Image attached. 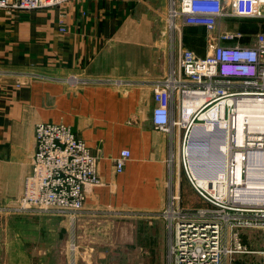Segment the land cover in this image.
Instances as JSON below:
<instances>
[{
  "label": "crops",
  "instance_id": "crops-1",
  "mask_svg": "<svg viewBox=\"0 0 264 264\" xmlns=\"http://www.w3.org/2000/svg\"><path fill=\"white\" fill-rule=\"evenodd\" d=\"M170 1L81 0L53 8L0 10L2 204L19 203L32 172L36 126L53 123L70 126L98 157L101 183L85 186V210L158 215L173 190L180 193L183 208L205 206L181 166L187 127L164 132L152 120L154 85L171 75L181 49L200 57L212 49L206 28L181 20L178 29L171 27ZM71 78L88 83L72 84ZM172 117L181 118L179 97ZM216 137L200 133L196 149L209 154ZM125 149L131 158L118 173L115 158ZM183 179L200 205H184ZM58 216L0 213V264H53L54 245L68 238L66 221ZM164 244L169 264L167 230Z\"/></svg>",
  "mask_w": 264,
  "mask_h": 264
},
{
  "label": "built area",
  "instance_id": "built-area-1",
  "mask_svg": "<svg viewBox=\"0 0 264 264\" xmlns=\"http://www.w3.org/2000/svg\"><path fill=\"white\" fill-rule=\"evenodd\" d=\"M81 0H0V10L15 12L71 5ZM264 20V0H171L168 23L178 29V20L206 28L211 50L200 57L182 48L171 75L154 85L155 127L170 132L184 126L181 166L203 207L185 209L181 195L169 194L160 213L167 223L169 259L172 264H228L234 254L244 253L240 230L259 229L264 239V28L250 44L242 33L219 32L225 20ZM61 27V32H66ZM243 87L235 88L236 82ZM72 84H84L77 78ZM179 97L180 117H172V104ZM203 101L184 124L185 100ZM202 115L205 116L202 119ZM217 134L224 157L216 176L200 175L189 158V140L194 127ZM131 158L128 149L115 158L121 173ZM172 161V159H171ZM98 157L66 124L39 123L32 172L19 203L5 211L78 215L85 209L88 184L101 183ZM215 175V174H214ZM264 264V249L261 253ZM171 264V263H170Z\"/></svg>",
  "mask_w": 264,
  "mask_h": 264
},
{
  "label": "rangeland",
  "instance_id": "rangeland-1",
  "mask_svg": "<svg viewBox=\"0 0 264 264\" xmlns=\"http://www.w3.org/2000/svg\"><path fill=\"white\" fill-rule=\"evenodd\" d=\"M222 23L216 34L239 31L244 43L252 42L264 25L263 20L242 17ZM182 185L184 205H200L192 193L194 189L191 190L184 179ZM58 218L66 221L68 238L54 245L53 264H166L167 223L160 214L92 213L84 209L78 215H59ZM240 242L244 253L234 254L228 264H263L261 230L241 229Z\"/></svg>",
  "mask_w": 264,
  "mask_h": 264
},
{
  "label": "water",
  "instance_id": "water-1",
  "mask_svg": "<svg viewBox=\"0 0 264 264\" xmlns=\"http://www.w3.org/2000/svg\"><path fill=\"white\" fill-rule=\"evenodd\" d=\"M211 136L210 133L202 126L194 127L189 140V158L193 168L200 175H214L216 170L223 166L224 157L222 156L219 146L223 142L220 140L216 145H210L211 152L207 156L201 155V151L197 150L195 136L199 134Z\"/></svg>",
  "mask_w": 264,
  "mask_h": 264
},
{
  "label": "bare ground",
  "instance_id": "bare-ground-1",
  "mask_svg": "<svg viewBox=\"0 0 264 264\" xmlns=\"http://www.w3.org/2000/svg\"><path fill=\"white\" fill-rule=\"evenodd\" d=\"M203 99L204 98H202V99H200V100H197V101H194V100H190V99H186L185 100V111H186V115L185 116H183V118H184V121L182 122V123H184V124H188L189 123V118H190V115H191V113H193L194 111V109L196 108V106H198L200 103H201V101H203ZM202 119H204L205 118V116L204 115H202V117H201ZM204 149V148H203ZM201 155H203V156H207V154L206 153H204V152H202L201 151ZM222 170H223V167L221 166L220 168H218L217 170H216V173H215V175H213V176H216L217 174H219L220 172H222Z\"/></svg>",
  "mask_w": 264,
  "mask_h": 264
}]
</instances>
